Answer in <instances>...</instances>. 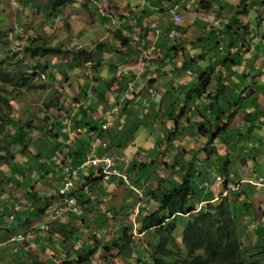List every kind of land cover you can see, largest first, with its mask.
Instances as JSON below:
<instances>
[{
	"label": "crops",
	"instance_id": "1",
	"mask_svg": "<svg viewBox=\"0 0 264 264\" xmlns=\"http://www.w3.org/2000/svg\"><path fill=\"white\" fill-rule=\"evenodd\" d=\"M111 1H119V4H115L116 6H113L111 5V3H109V5L106 7L105 12L109 11L111 14H106L104 11L100 10L97 12V14H94L93 17L100 18L102 20L103 26H106L108 24V18L119 20V27L117 28L118 30L116 33V37L118 38H116L115 42L113 43L116 44L118 43V41L121 43L116 45V52L122 55L125 54L127 60L121 66V69L116 71L115 78H112V76L115 73L117 64L114 65V63H112V66H102L104 63L100 62L97 64L96 62L98 59L94 57L93 65L85 66L94 67L95 69L92 70L94 71V76H100L105 81L103 79L101 80V78L96 79V77H94L96 82L93 84L95 87V98L92 93L90 95L91 99L89 98L87 104L85 105V103H83L85 107L81 108V104L77 105L78 109L76 110V113L78 112V114L77 117L73 118V122L76 123L81 118H86L87 121L91 124L99 125V127H101L103 126V124L107 123L106 120L103 121L102 119L109 108V102L105 99L111 100V92L113 93V91H116L118 87H121L122 92L120 93V95L126 96L129 88L131 87L134 88L135 96L133 94L132 97L130 95V98H125V101L130 99L132 100V102L129 108L126 109L125 114L120 112L121 120L119 122V125H117V116L115 114L116 112H113L111 114L110 122H112V120H116V124L112 125L109 132L105 133V137L108 139V142H110V147L108 150H106V152L97 146V150L93 152L95 155L104 157L107 154H117L115 153V151H118L119 155L123 159L117 167L122 170L123 173L127 172V170L130 169L131 166L135 167L133 168V170H144L145 168H148L147 166L149 165L150 161H146L139 155L138 152V157L135 156V158H132L131 156L134 153H131L132 150H130V148L134 147L136 149V147H138L137 149L141 150L143 154L147 153V151H157L154 150L157 140L153 144L147 140H144L147 135V133L144 134V130L146 129L144 123L147 119L154 118V120H152L153 124L157 123V121H155V115L157 116V120H162V118L166 116L170 120H177L178 118H175V115L178 114V110L181 112H179V114L181 115L180 117L186 116L187 114H192L193 116H199L202 119L203 114H214L211 111H215V103L222 100V98H224L225 100L227 99L230 105V110L236 113V115L235 117H233L232 121L229 120L227 122L225 118L227 116L224 113L220 112V119H218V123H227L228 125L225 128L228 129L229 127V130L235 129V132H253V136L251 135L253 139L256 138L257 132H262L264 128V91L261 95L255 92L251 96V98L247 100V105L245 104V106L248 108L249 103L255 106V108H243V110L245 111L244 112L240 107H238L241 106V96L238 93L240 90L235 91L234 89H240L239 83H235L231 75L233 73H236L239 79V77H246L242 76L241 74L239 75L238 72L244 71L245 76H251L250 73L254 72L258 74H262V72H264V33L262 35L261 33L253 35L254 32L252 31L254 30H249L251 37L255 36L252 41V43L255 44V49H259V54L256 55L252 54V46L248 47V49L247 47H245L243 50H241L242 40L246 42L248 37L243 38L241 30L235 31L233 27L231 31L233 35L232 40L228 35H225L224 38L221 39V41L223 42L227 37H229V41H227L226 44L224 43V46L220 44V40H217L218 42H215V44H213V46H216V44H218V47L216 49L220 53H222L224 48L227 49L226 53L222 55L223 59H217L214 65L218 66L217 69L225 72V74L229 73V78H226L224 76L218 79L217 76V82L214 81L216 80V78H212L208 82H206L202 81L203 75H195V78H190L189 73L191 71L188 70V72L184 74L179 69L182 65L185 67L189 65V58H191V63L195 61L198 56H200V58H202L203 60H208L210 54L206 53V50L207 48H210V43L208 42V44L205 45L204 42V45L201 46L204 52L197 55L196 49H199L198 46L194 45L192 47H188V45L185 46L184 44H180L177 37L180 35H184L182 36L181 40H184L185 42L186 40H189L187 34H191L193 28H195L198 24L197 18L207 14H213L214 16L213 18L209 19L210 26H207L208 29H206L205 31L207 33H213V37L217 36L218 34L216 28H219L218 26H220L221 31H224L226 29L225 27L230 24V21L228 22V20L234 17L235 13L231 14L229 10L232 11L233 7L235 6V0L225 1L226 8H219L220 13L218 14L213 12L215 7L212 5V3L211 7L208 8V4H203V2L199 3L198 0ZM84 16H87L86 13L84 14ZM176 16H180L182 18V21L180 23L174 22V18ZM237 23H241L240 20ZM97 26L99 28L102 27L99 25ZM106 28L109 29L108 27ZM101 31L102 29L96 30L95 35L96 33L99 34ZM137 31H139L140 33H137ZM163 31L167 33L170 39L174 36L173 39L176 41L173 45H165L166 40L163 38L161 39V37H157V35L162 34ZM219 36L221 35H218L217 38H219ZM234 37H236V40ZM203 38L205 39V37ZM203 38L201 40H203ZM110 41L112 42L111 39ZM194 44H196V42ZM228 46L230 47L229 51ZM126 49H130V51H126ZM173 51L175 53H173ZM125 52L129 54H126ZM130 52L133 53V56ZM100 55L105 56V52L100 53ZM178 56L183 57L184 61H176L175 58ZM217 57H219V55ZM226 57H228L229 60L224 64L223 60ZM55 58L65 60L64 57ZM164 60L165 64H167V67L164 64ZM235 61L239 62V64H236ZM66 62V64H61L60 62V65L62 66H57L62 68V71L60 72L62 74H66L69 72L68 69H70V64L73 61H70L71 63L69 64V61ZM118 62L122 63L123 58L118 60ZM171 64H173L175 67H172ZM154 65L158 72L167 70V74L164 78H162L160 83H162L163 88H166L168 90L163 89L162 94L159 91H155L154 95H152L148 90V88H153L154 90H156L155 84L160 79L158 74L156 76H153L154 74H152V71H150V67H152L153 69ZM105 67H108V69H105ZM101 70L102 74L100 75L99 72H101ZM140 73L145 76H148L147 74H152L151 79L153 80H150L149 77H147L146 80H140ZM220 74L221 76L224 75V73ZM61 78H63V75H61ZM248 79L249 84L254 88L253 80H251L250 77H248ZM136 80L140 82V87L136 86ZM176 86H178V88H176ZM223 86L226 87L223 88ZM230 86H232V89L228 92ZM170 87L173 88L171 91ZM199 87L201 88V93L197 91L196 94L195 90ZM216 87H218L219 89H226V91L224 93H221V95L217 94L216 96H214L215 93L213 94L212 91L213 88ZM257 87L264 89V75L262 76L261 81L257 85ZM186 93H191V95L187 97L186 100H183V96ZM123 96H120V98H122ZM145 98H148L145 101V112H148V108L153 106L152 111H150L149 114L143 115L142 117H135V103L139 104L141 107H144ZM77 101L80 103L81 100ZM200 104L203 105V112H201L202 109L200 110ZM103 107L105 108V111L102 109ZM208 107L211 111L208 110ZM247 113L252 114L251 117L246 116ZM169 115L172 116L169 117ZM128 116H132V121H130ZM98 120L102 123H98ZM197 120L198 119H195V122ZM246 120H250L252 122L250 123L251 125L247 123ZM123 122L126 123V125ZM189 122H191V119H189ZM84 124H82L81 126H83ZM51 127L57 128V131L63 130L65 128V126L61 124L59 119H53L51 121ZM187 127L190 128L188 125ZM113 128H115V131H113ZM164 129L167 132H173L171 135L174 134V136H169V139L174 138L175 142H177L176 136L179 132H181L179 131V122H175V129L171 127V123L165 126ZM216 129L211 126L209 127V129L205 128L202 135L207 136V139L209 140L211 135L210 133L214 132ZM52 131H54V129L50 128L49 131L46 132L50 138H47L48 136H46L40 139L42 149L35 146L34 140L32 143L33 146L30 147L26 151V153L22 155L24 158V162H15V157V160L7 166L10 168V172L13 175L9 179V181H12L14 177L17 176V178L14 179L16 187H14L13 184L6 185V182H4L0 178V186L6 185L3 191L0 190V264H80L77 262V254H80L81 252L88 253L90 251H94L95 249L97 254L95 258L99 257L102 261L109 264L110 262L108 259H106V253L104 250H106V252H110L111 249H106L103 244L110 243L113 241V239L111 240L107 238L109 237L107 234H110L112 232H114V234H120L122 233V228L127 226H124L122 223L115 224L113 222H110V220L106 221L105 218L109 215V213L105 212L103 214H100L99 216H96V218L90 219L89 217L94 213L93 211L97 206H100V209H102V206L100 205L102 201H104L105 203L108 200L116 199V195L120 193L121 195L119 198L122 200V206L127 209L129 203L126 202V198L131 199V196L135 195L133 189L128 188V191L124 190L122 188V185L126 184H124L122 181H118L114 178L105 180L102 177L97 176L98 170L91 169L86 173L81 171V179H79L78 182L82 184V186L77 190L76 194L79 201L85 203L82 212L79 215L66 214L57 222L51 223L49 217L45 212V209L48 206L54 207L57 205L58 191L63 188L64 182L67 178L66 174L62 171V168L57 166L60 163H67L69 165H73L74 168H77L83 160L81 159L83 157H80L78 159V156L75 157V155L72 156L71 154H61V150L63 149V147L65 148V141L67 136L63 132L53 133ZM189 132L197 131H195L194 128L191 127V130ZM199 132L202 131L199 130ZM218 132H226V130L221 131L220 129ZM98 135V131L93 133L92 131H90V129L85 128L84 134L81 133V135L78 136V139H73L72 142L76 145L75 149H82L85 146H88L90 149L92 144L91 140H95L97 142ZM185 135H187V133H185ZM84 136H86L85 140H83ZM91 136L94 137L92 138ZM222 137L223 134L218 135V137L215 139V146L218 144L219 140L222 141V153L225 152L228 158L232 160L233 164L231 166V170L233 169V165L236 166L238 178L235 180V182L229 184V189L231 190L223 192L222 182L217 181V179L214 180L210 177V175H207V172L206 174L202 172V174L199 175L202 176L201 180L197 182V189H195V193H201L198 194L199 196L196 197L194 201H202L201 206L198 207L199 210L201 207L203 208L208 204L219 203L220 200L224 197L229 198L228 195L230 194H235L234 196H236V194L241 193L239 196H236L238 199L237 204H233L229 200L231 205L230 209L237 216V214L240 215L245 213L246 211V208H243V197H245V200H247V198L252 196L254 198V206L249 210V213H247V220L244 224L239 223V221H237L236 223L235 220V228L244 251V260L246 259L249 264H252L253 262H255L256 264H264V188L253 185L251 182L255 181L257 176H264V159L262 162L259 160V157L257 159L259 161V164L254 167V169H248L246 165L240 166L239 162H241V156H243V153L240 156V152H242L240 150V147L233 149V144L237 143L240 146L245 138L237 135L231 141L226 142L225 140H222ZM237 138L239 140H237ZM58 139H60L59 142ZM48 147H50V150L47 154L48 157L44 158L43 156L45 154L43 153V151ZM261 148H263V150L255 147V149L257 150L256 153L259 155L260 153L264 152V146H262ZM89 149H87V154L89 153ZM185 152L186 151L183 150L182 154ZM186 154L189 153L186 152ZM221 156H223V154ZM184 157H186L185 154ZM188 159H190V156L186 158V160ZM193 161L194 162L190 165V169L195 171L197 164L200 162L197 160ZM136 164H140V166ZM182 164L183 163H179V165L182 167L179 170L177 169L179 175L181 173V181L184 178L183 172L186 171V167ZM170 166H173L172 162H170ZM211 166V168H214L216 164L213 162ZM53 167H55V169L58 168L61 174L57 175L56 177L52 176L53 173H51L50 170ZM192 167H195V169H192ZM209 168L210 167L208 166L207 169ZM136 172L137 171H135V173ZM18 174H20V176H18ZM90 176H93V179L99 177L100 180L94 181V183L90 184L87 182V178ZM129 176L130 178L131 176L133 177V175ZM6 177H10V174H7ZM54 181L55 183H53ZM105 182L109 183V185H104ZM174 182L175 181L173 179L170 180L171 184H173ZM101 183V186L104 188V192L101 197L96 196V198H94L91 195V192H93L92 187ZM84 186H86L87 188ZM11 187H14V189H16L18 192H14V190H7V188ZM173 187L175 186H168L167 190H170ZM237 187L238 190H235L237 189ZM163 190L167 191L166 189ZM151 195L154 197V199H156V202L157 197L161 196H158L155 191H152ZM39 204L43 205V209L39 213L38 211L34 212V210L39 207ZM153 212L144 214L139 234V237L142 238V242H144V245L141 249H136V252L140 256H143L142 251L150 252V249H156L153 244H156L157 239L153 236L152 232H155V229L157 230L163 228V230L161 231V233H163L166 230L164 226H166V223L168 222V220H170L168 218L169 215H167L164 218V220L166 221L162 227H150V225L145 221V218L146 216L151 215ZM185 215L186 216L179 215V219L185 220L184 224L180 226L182 233L187 229V222L192 221L195 217V213H188ZM174 217H172L171 219H173ZM235 219H237V217ZM169 223L171 222L169 221ZM46 224H50L49 232H43L40 229ZM177 227V225H174V232H176V234H180L181 232H179ZM26 231L32 233L33 236L30 239H26L23 242L18 241L17 243H12L13 236ZM95 237L101 240L102 243H97ZM120 238L121 236L114 239L117 240ZM135 240L136 242L139 241L137 239ZM168 244L174 246L176 248V252L178 251L179 253H183L184 247L178 249V242H175L173 236H171L166 240V242H162V246L164 247V249L159 256H157V254L155 255V259L163 258L164 260L170 262L173 254L171 252L172 250H169L172 249V247L169 246L168 249ZM116 248L117 247H115L114 249ZM130 251L131 248H128L126 246L124 251L125 253L123 255H119L121 260H119L117 263L132 264L129 257ZM140 260L141 259H139V261ZM95 263L96 262L93 261L92 264ZM83 264L86 263L84 262Z\"/></svg>",
	"mask_w": 264,
	"mask_h": 264
},
{
	"label": "rangeland",
	"instance_id": "2",
	"mask_svg": "<svg viewBox=\"0 0 264 264\" xmlns=\"http://www.w3.org/2000/svg\"><path fill=\"white\" fill-rule=\"evenodd\" d=\"M56 1L57 0H0V30L3 31V38L10 35L7 40L12 41V47H11L12 52L21 50V48L24 47L27 44V42L30 43L31 41H34V40H36L38 43H40V45H43V46H45V44L48 45V43L51 44L52 46H57L61 42V44L64 43L65 48L71 49L73 45V47L75 48V51L76 50H82V51L93 50L94 57L98 59L96 62L97 64L100 62L104 63L102 66H105V65L112 66V63H114V65L117 64L115 68V73L112 76V78H115L116 71L120 70L121 66L127 60L125 54L122 55L116 52V45L121 44V43L119 41L116 44L113 43L115 42L116 38H118L116 37V33L118 30L117 28L119 27V23H118L119 20L118 19L113 20L111 18H108V21H109L108 24L106 26H103L102 20L98 17L94 18L93 15L97 14V12L100 10L105 12V9L109 5V3H111V5L113 6H116L115 4H117L119 1L112 2L111 0H77L78 2L74 3L72 6L63 7L61 9L59 7L57 8L59 10L56 11V13L52 14V12L55 11L53 8V5ZM198 1L199 3H202L203 1H208L212 3V5L215 7L213 12L218 14L220 13L219 8H222V9L226 8L225 1L227 0H198ZM242 1L243 0H235V6L233 7L232 11L229 10L231 14H234L236 13V11L241 10V8H238V6L242 4ZM247 1L248 2H245V4H243L242 7L244 8V6H246L248 15L238 16V18H240L241 23H235L233 25H228L225 27L226 29L224 31H221L220 26H218L219 28H216V29H217V34L221 35L219 36V38H217L218 35L213 37L212 36L213 33H210V32L207 33L205 31L206 29H208L207 26H210L209 19L213 18L214 16L213 14H207V15H203L197 18L198 24L196 25L195 28H193V31L191 34L189 33L187 34L189 37V40H186V42L184 40H181L182 36L184 35H180L177 37L180 44H184L185 46L188 45V47H192L194 45L198 46L200 50L196 49L197 55L204 52L203 49L201 48V46L204 45L203 44L204 42H205V45H207L208 42L210 43V48L209 49L207 48L206 50V53L210 54V57L208 58V60H203L202 58H200V56H198L196 60L191 63L190 62L191 58H189V65L186 67L182 65L179 68L180 71H182L184 74H186L188 70L191 71L189 73L190 78H195L196 77L195 75L201 76L203 75L204 72H206V77H209L210 79L216 78L217 76H218V79L224 76L226 78H229L230 77L229 73L225 74V72L220 71V69L219 70L217 69L218 66L214 65L217 59H220V58L223 59L222 55L226 53L227 49L224 48L222 53H220L216 49L218 47V44H216V46H213L215 42L216 43L218 42L217 40H220L219 42L223 46H224V43L226 44L227 41H229V37L232 40L233 35L229 31L228 27H233L235 31L241 30L243 38L248 37L245 43L247 49L248 47L252 46V49H253L252 54L253 55L259 54L258 53L259 49L256 50L255 44L252 43L255 36L251 37V34L246 29L248 28V29L254 30L252 31L254 32L253 35H256L259 33H261L262 35L264 33V24H263L264 22V0H247ZM85 13L87 16H84ZM105 13L111 14L109 11H106ZM229 21L233 23L232 19H229L228 22ZM97 25L102 26V27L99 28ZM97 27L98 29H102V31L99 34L96 33L95 35V31L98 30ZM106 27H108L109 29H107ZM137 33H140V32L137 31ZM17 34H21L23 39L22 40L18 39V41H16L15 38L12 39L13 36ZM225 35H228L229 37H227L222 42L221 39H223ZM157 37H161V39L162 38L165 39L166 40L165 45H170V44L173 45L176 41L173 39L174 36L173 38L170 39L167 33L164 31L162 32V34H158ZM203 37H205V39ZM202 38L203 40H201ZM234 38L236 40V37ZM30 39H34V40H30ZM110 39L112 40V42L110 41ZM195 42L196 44H194ZM98 47H101V48H98ZM127 50L130 51V49H126V51ZM229 50H230V47L228 46V51ZM241 50H243L242 46H241ZM102 52H105V56L100 55V53ZM125 53L129 54L127 52ZM173 53L175 52L173 51ZM9 55H11V53H9ZM131 55L133 56V53H131ZM218 55L219 57H217ZM2 56L4 58L6 55H2ZM71 56L72 54H70L67 57H64L65 60H60L58 58H55V56L47 57L48 62L50 64L49 66H51L50 75L54 76L56 74V80L53 82L51 89H49L48 91H43V90L22 91V92H19L20 94H23L22 96H19L13 93L10 97L11 99L10 118L13 119L14 121L21 122V123L32 122V124H35L36 129L30 130V135H29V141H31L30 147L33 146L32 143L35 140V143H34L35 146L37 148L42 149L40 139L48 136L46 132H48L50 128L54 129V131H52L53 133L58 132L57 128L51 127V121L53 119L55 120L59 119L61 124L65 126L63 130L64 131L66 130L67 132H84L85 128L89 129V127L84 126V125L81 126V129L76 128L75 123L73 122V118L77 117V114H78V112L76 113V110L78 109L77 105L81 104L82 105L81 108L85 107L89 98L91 99L90 95L93 93V96H94L95 87L93 84L96 83L95 78H94V72H90L88 68L81 69V67H78L72 64L70 65V69H68L69 72L66 74H63L67 76L68 78L67 79L61 78L60 72L62 71V68L57 67V66L58 65L62 66L60 65V62L61 64H64L66 61H69V62L73 61V58ZM122 58H123V62L119 63L118 60ZM175 60L178 62L179 61L183 62L184 58L181 56L180 57L178 56L175 58ZM164 64H165V60H164ZM165 65L167 67V64ZM171 66L175 67L173 64H171ZM105 69H108V67H105ZM150 71H152V74H154L153 76H156L158 74L160 77L158 82H156L155 84V87H156L155 91H159L162 94L163 89L168 90L166 88H163L162 83H160L162 78H164L165 75L167 74V70H162L158 72L154 65L153 69L152 67H150ZM99 73L101 75L102 70ZM220 73H224V75L221 76ZM152 74H147L148 76L141 74L139 78L140 80L142 79L146 80V78L149 77L150 80H153L151 79ZM238 74L239 75L241 74L242 76L245 77L244 71L238 72ZM262 74L264 75V72H262ZM262 74H258L254 72V73H250V75L253 77L248 75V77H250V79L253 80L254 82V88H253V86L249 84L248 77L246 78L239 77L238 79V75L236 73H233L231 75L232 79L234 80L235 83L236 82L239 83V87L241 91H239L238 93L240 94V96L245 93L247 94L248 93L247 90H250L249 92H251L252 90H255L252 92V95L255 92L258 93L259 95L263 94L264 89L257 87V85L260 83L261 78L263 76ZM98 77L100 78V76ZM35 81L38 84L41 83L39 79H36ZM214 81L217 82V78ZM135 83H137L136 85L137 87H140L141 85L140 82L136 80ZM171 87H170V91L173 89ZM224 87L226 86H223V88ZM231 87L232 86H230V88L228 89V92L231 90ZM176 88H178V86H176ZM132 89L134 90V88ZM199 89L201 90L200 87L196 88L195 90L196 94H197V90ZM218 89L219 88L216 87V88H213V91L211 90L213 94L215 93L214 96H216L217 94L221 95V93H224L226 91L225 89V91L223 92H218ZM190 94L186 93L183 96V100H186ZM52 99L54 100L53 102L58 101V107H51L48 109L47 104H50V101ZM147 99L148 98H145L144 100V107H141L139 104L135 103V110H136L135 117L137 116L142 117L143 115L149 114V112L152 111L153 106L148 108L149 109L148 112H145L144 110L145 101ZM77 100H81L80 103ZM105 100L109 102V108L106 111L102 120L103 121L106 120L109 126V128L107 129L110 130V127L116 124V120H112V122H110L111 114L113 112V109L118 106L119 102L115 97H113L112 93H111V100H108V99H105ZM83 103H85V105H83ZM202 108H203V105L200 104V110ZM102 109L105 111L104 107ZM214 109L215 111H211L208 107V110L213 112L214 114L212 113H210V115L203 114L202 119L199 116H195V115L193 116L192 114H187L186 116L180 117L181 115L179 114L180 112L179 110H178V114L175 115V118H178L177 120L172 119L173 120L172 121L169 118H167V116L162 118V120H157V116L155 115V121H157V123L153 124L152 120H154V118L147 119L146 122L144 123V125L146 126V129L144 130V134L147 133L144 140H147L151 142L152 144L157 140V143L155 144L156 147L154 148V150H157V151H147V153L143 154L141 150L137 149L138 147H136V149L134 147L130 148V150H132L131 153H134L131 156L132 158H135V156L138 157V154H137L138 152L142 158H144L146 161H150V163L147 166L149 169L145 168L144 170L141 169L138 171V170H133V168L135 167L131 166L130 169L127 170V172H124V174L128 176V182H127V185H122V184L120 185H122V188L127 191L129 190L128 188L133 189V192L135 194L134 196H131V199L126 198V202L129 203L128 208L126 209L124 206H122V200L119 198L121 195L120 193L116 195V199L108 200L105 203L104 201H102L100 203V205L102 206V209H100V206H97L95 210L93 211L94 213L89 217L90 219H92V218H96V216H99L100 214H103L104 212L109 213V215L105 218L106 221L110 220V222H113L115 224L122 223L124 226H127L128 230L132 229L131 232L134 230L133 231L134 233L132 232L133 234L132 241L127 246L128 248H131L129 257L131 259L132 264H143L142 260H145V264H156V263H153L156 261L155 255L156 254L157 256L160 255V253L164 249V247L162 246V242L163 241L166 242V240L170 238L171 236H173V239L175 240V242H178V246H177L178 249L181 247L182 248L184 247L183 239H182L183 238L182 234L184 232L182 233L180 226L184 224L185 220L179 219V215H177L173 219L169 218L170 220H168V222L166 223V226H164L166 230L163 233H161L163 228H160L157 230L155 229V232H152L153 236L157 239L156 244H153V246L156 249H150V252L142 251L143 256L138 255V253L136 252L137 248L141 249L142 246L144 245V242H142L143 241L142 238L139 237L140 228L142 226L144 214L148 212H153L159 209L156 199H154V197L151 195V192L155 191L159 196V195H162L164 192H166L163 189L167 190L168 186H179L180 185L181 173L179 175L178 170L182 166H180L179 163H183L182 165L186 167V171L183 172V177H185V175L189 173L190 179H192V185L194 186L195 189H197V185H198L197 182H199L202 177V176H197L198 171H200V173L203 172L205 174L207 172V175L210 174L211 178H213L214 180L217 179V181L220 182V180H218L219 178L218 176L219 174L222 173L221 172L222 166H225L228 160L232 161L231 159L227 158V155L225 152L222 153L223 143L221 140L218 141V144L216 146H215V141L213 144L209 145L210 140L207 139L208 137L203 136L199 132L202 126L205 127L206 129H209L210 126L216 129L217 126L225 125L222 123H218L220 112L224 113L227 116L225 117L227 122L229 121V118H230L229 113H231L232 110H230V105L227 99L225 100L224 98H222V100L216 102L214 105ZM201 112H203V109L201 110ZM122 113L125 114L126 112L122 111ZM120 115H121L120 112L116 114L117 125H119V122L121 120ZM171 116L169 115V117ZM128 117L130 121H132V116H128ZM188 118L191 119V122H189ZM195 119H198V120L195 122ZM174 121L179 122V131H181L176 136L177 142H175L174 138L169 139V136H174V134L171 135L173 132H167L164 129V127L167 126L169 123H171V127L175 129ZM100 122L101 121L98 120V123ZM124 124L126 125V123ZM187 125L190 128H188ZM10 127H11V123H10ZM191 127L194 128V130L197 132H189L191 130ZM234 130L235 129L229 130V127H228L226 132H220L219 134H223L222 140L229 142L232 139H234L238 135V132H235ZM113 131H115V128H113ZM8 132L7 134L9 136L3 135L1 137V143L3 146H4V143L10 142L11 139H12V143L16 141L15 136L10 135V134H13L12 130H9ZM113 133H118V132H113ZM185 133H187V135H185ZM243 133L245 132H241V134ZM210 134L211 135L215 134V132H212ZM47 138H50V137L48 136ZM75 138L77 140L78 135ZM85 138L86 136L83 137V140H85ZM244 138L245 140L242 142L240 146H243V144L246 143L247 141L246 139H248V136H245ZM252 139L253 137L251 136V139H250L251 142H252ZM237 140L239 139L237 138ZM59 141L60 139H58V142ZM91 141H92V144L98 145V143L95 140H91ZM98 142H101V140ZM74 144L75 143H73V145ZM11 147H12L11 150L15 153V157H16L15 162L17 163L24 162V158L21 152L22 150L21 146L18 144H13L11 145ZM214 147L216 148L218 155L221 156L223 154V156H221V159H218V156L216 153H212L214 150ZM70 148H73V147L71 146ZM49 150H50V147L44 149L43 151V153L45 154L43 156L44 158L48 157L47 154ZM183 150L188 152L189 154H186V152L182 154ZM115 153L117 154H112V155H115L118 158H120L119 160V163H120L123 158L119 155L118 151H115ZM184 154L186 157H184ZM240 154H242V152H240ZM260 155L263 156L261 160L263 162L264 154L260 153ZM188 156H190V159L186 160ZM193 160H197L200 162V163L197 162L198 164H197L196 169L195 167H192V169H195V171L190 169V165L194 162ZM183 161H185L186 163ZM170 162H172V165H173L172 167L170 166ZM213 162L216 164V166L214 168H211L212 167L211 165ZM239 164L240 166H242L241 162H239ZM136 165L140 166V164H136ZM250 165L253 167L252 169H254V165H252L251 163ZM208 166L210 167L209 169H207ZM219 166H221V168H219ZM57 167L62 168L61 165H58ZM0 168H1L0 178L4 182H6V185L13 184V186L16 187L14 179L17 178V176L14 177L12 181H9V179L13 176L12 173L10 172V168L7 167L6 165L0 166ZM62 171H63V168H62ZM135 171L137 172L135 173ZM50 172L53 173L52 176L54 177L61 174L59 169L58 168L55 169V167H53L50 170ZM7 174H10V177H6ZM129 175H133V177L131 176L130 178ZM18 176H20V174H18ZM237 178H238V173L236 170V166L233 165L231 183L235 182ZM131 179H132V182H131ZM171 179L175 181L173 184L170 183ZM53 183H55V181ZM6 185L0 186V190L3 191ZM101 185L102 183L92 187L93 192H91V195L94 198H96V196L101 197V195L103 194L104 188ZM104 185L107 186L109 185V183L105 182ZM14 187L7 188V190H11V191L14 190V192H18L16 189H14ZM146 188L148 191L146 190ZM199 193L201 192H196L195 197H198ZM240 194L241 193H238L236 194V196H239ZM234 195L235 194L228 195L229 200L233 204H237L238 199ZM245 199L246 198L243 197V200H242L244 204L243 208L246 205L248 206V210L245 211V213L243 214H240V215L237 214V216H235L237 217L236 223L237 221H239V223L244 224L248 218L247 213H249V210L252 209L254 206V198L252 196L247 198V200ZM191 201L193 202V199ZM199 206L201 205H197L196 208L198 209ZM226 206L227 205H225V207ZM182 216H186V215H182ZM160 217L161 219H163L162 216ZM169 221L171 223H169ZM193 222L188 221L187 226H189L190 223H193ZM174 225L178 226L177 228L179 232H181L182 234L181 233L176 234V232H174V228H173ZM107 235L109 236L107 238L111 240L112 239L114 240V238L116 237L119 238L120 236H122L121 233L114 234V232L107 234ZM127 239L128 238L124 237V241L122 240L124 244H125V241H127ZM135 239L139 241L136 242ZM122 241H118L117 243L119 244ZM169 246L172 247V249H169ZM167 247L170 251L172 250L171 252L173 254L170 262L174 264H189L191 262L190 258L187 257L185 253V248H184L183 253H179L178 251L176 252V248L174 246L168 244ZM104 251L106 253V259H108L110 262L109 264H114V263H117L119 260H121V258L119 257L118 248L116 249L112 248L110 252H106V250ZM139 259L141 260L139 261ZM117 264H123V263H117ZM244 264H249V262L245 259ZM252 264H256V263L253 262Z\"/></svg>",
	"mask_w": 264,
	"mask_h": 264
},
{
	"label": "trees",
	"instance_id": "3",
	"mask_svg": "<svg viewBox=\"0 0 264 264\" xmlns=\"http://www.w3.org/2000/svg\"><path fill=\"white\" fill-rule=\"evenodd\" d=\"M77 0H57L54 5V12L58 11L60 7H68L72 6L74 3H76ZM245 2H248L247 0H243L242 4L239 5V8L241 10H238L234 17L232 18L233 23L230 22L228 25H233L237 22H239L240 18L238 16H247V8L244 6L242 7ZM208 4V8L211 7V3L203 1V4ZM227 25V26H228ZM229 31H232V27H228ZM248 31L250 29H247ZM250 32V31H249ZM232 34V33H231ZM10 35L3 38V31L0 30V166L6 165L8 166L11 162L15 160V153L11 150V145L18 144L21 146L22 150L21 152L23 154L26 153V151L30 148L31 141H29V135L30 130L36 129L35 124H32V122H17L10 118V109H11V95L15 93L16 95L22 96L23 94H20L19 92L22 91H48L51 89V81L52 83L56 80V74L50 75L48 72L51 68L49 66L48 58L51 56L56 57H67L70 54H72L73 62L71 65H76L78 67H82L84 64H92L94 61V52L89 50H72L69 48H65L64 43L52 46L48 43V45L45 44V46L40 45L36 40L31 41L30 43L27 42V44L24 46L23 51H13L12 52V41L7 40ZM18 41V39H23L21 34H17L13 36L12 39ZM246 42L242 40V48L244 49L246 47ZM32 44V46H31ZM241 51V50H240ZM11 53V55H9ZM2 55H6L4 58ZM29 60H32L33 63H31ZM75 60V61H74ZM229 60L228 57H226L223 60V63L225 64ZM21 62V63H20ZM24 62V63H23ZM23 63V64H22ZM27 63V64H26ZM236 64H239V62H236ZM214 70V69H213ZM61 75H63L61 73ZM45 76V81L42 80V77ZM96 77V76H94ZM248 77V76H245ZM68 78V77H67ZM65 75H63V79H67ZM101 78V77H100ZM96 77V79H100ZM36 79L40 80V84L36 83ZM102 80V78H101ZM210 80L209 77H206V72L203 73L202 81L208 82ZM48 82V83H47ZM232 89V88H231ZM235 91H238L240 89L234 88ZM201 93V90H197ZM224 89H218V92H223ZM241 91V90H240ZM248 93L241 95V106L242 110L248 109L249 107H254L252 104H249V107L247 108L245 106L247 100H249L252 96V92H249L250 90H247ZM191 95V94H190ZM189 95V96H190ZM246 95V96H244ZM52 99L50 101V104H47L48 109L51 107H58V101L53 102ZM132 100L129 101H121L120 102V108L121 112L126 111V109L129 108ZM213 104V103H212ZM211 104V105H212ZM119 105V104H118ZM247 105V104H246ZM244 111V110H243ZM245 112V111H244ZM236 113L231 112L229 114V120L232 121L233 117H235ZM252 114L247 113L246 116L251 117ZM220 119V114L219 118ZM219 121V120H218ZM86 118H81L78 122L75 123L76 128L78 126H81L84 124V126L89 127L90 131L93 133L98 131L99 135H103V126L99 127V125H93L90 122H88ZM247 123H252L250 120H246ZM11 123V127H10ZM104 125V124H103ZM227 126L228 124L225 123ZM225 125L217 126L218 129H216L214 132L215 134L210 135V144H213L215 139L218 137V132L220 129L221 131L227 130ZM251 125V124H250ZM205 127H201L200 134L204 132ZM9 130H12L13 134L16 138V141L12 143V139L8 143H4V146L1 143V137L3 135H7V132ZM9 133V132H8ZM212 133V132H211ZM251 135L253 136V132H245L241 134V132H238V136L245 137L248 136V139H246V143L243 144V146H239L237 143L233 144V149L240 147V150L243 153L240 154L241 156V165H246L249 169L256 167L259 164V161L257 160L260 157V161L262 160L261 155L256 153L255 147L261 148L264 146V128L262 132H257L256 138L250 141ZM92 138L94 136H91ZM91 138V139H92ZM68 137L66 138V140ZM83 141V140H82ZM84 142V141H83ZM12 143V144H11ZM227 145V144H226ZM262 145V146H261ZM75 144L72 146L73 148L69 147V152L72 156L75 155L78 156V159L80 157H83L81 159H85L87 156V149L88 147L85 146L82 149H75ZM212 153H216V148L214 147V150ZM264 154V152H263ZM218 159H221V156L218 155ZM228 158V156H227ZM82 160V161H83ZM232 161L228 160L225 164V166H222L221 174H219V177L223 179L222 181V188L223 192H227L229 189V184L231 183L232 179ZM221 164V163H220ZM221 168V166H219ZM1 170V168H0ZM200 171L197 172V175L199 176ZM210 175V174H208ZM93 176H90L87 178V182L92 184L94 181H99L100 178L97 177L96 179H93ZM258 179V176L256 177V180ZM255 180V181H256ZM196 193L195 188L192 185V179H190V174L187 173L185 177L182 179L179 186H175L170 190H167L164 192L160 197H157V205L159 206V209L155 210L151 215L146 216L145 221L150 225V227H162L166 220H164L166 215H169L168 218H172L176 215H185L188 213H195V217L193 218L192 222L189 226H187V229L185 230L183 234V245L185 248V253L187 257L190 258L191 262L189 264H244V251L242 248V244L240 243V239L236 232V224H235V214L230 209V202L229 198L224 197L222 198L221 202L216 204H208L205 207H201L199 210L196 208L197 205H201L202 201H194ZM193 199V202L191 201ZM225 205H227L225 207ZM246 211L248 210V206H245ZM165 213V214H164ZM163 219H161V217ZM146 229V227H145ZM122 236L120 239L113 240L110 243L103 244L106 249H112L117 247L119 249V255H123L125 252V247L131 243L133 234L131 230H128L127 227L122 228ZM124 237L128 238L127 241H125V244L123 243ZM95 240L97 243H102L101 240L95 237ZM123 240V241H122ZM118 241H122L119 244ZM118 244V245H117ZM121 251V252H120ZM96 253V249L94 251H90L88 253H80L78 263L83 264L84 262L90 261ZM202 253V255H201ZM158 264H174L172 262H168L164 260L163 258H156L155 259Z\"/></svg>",
	"mask_w": 264,
	"mask_h": 264
},
{
	"label": "built area",
	"instance_id": "4",
	"mask_svg": "<svg viewBox=\"0 0 264 264\" xmlns=\"http://www.w3.org/2000/svg\"><path fill=\"white\" fill-rule=\"evenodd\" d=\"M174 20L176 23H180L182 21V18L180 16H176ZM149 92L152 95H154L155 90L150 89ZM103 128L105 131H107L108 130L107 128H109L108 124L104 125ZM66 133L68 134L69 137L66 143L67 145L72 146L73 144L72 140L75 139V137L81 132H66ZM100 140L101 142H98L99 145L91 144L88 157L79 167L74 168L67 163L61 164L63 168V172L67 175V179L66 182L64 183L63 188H61L58 192L59 203H60L59 207L50 211V213L55 217H59L65 212L76 214L82 209V205L79 199L75 195V191L78 190L82 185L78 182V180L81 179L80 176L81 171L88 172L89 170L94 169V170H98V173L101 176H103L105 180H108L110 178H115L118 181L122 179L124 182H128V176L124 174L121 170H119L117 167L120 158L112 154L111 155L107 154L106 156L101 157L93 153L94 151L97 150V146L105 151L109 149L110 143L108 142V139L105 138ZM61 154L67 155L66 149ZM218 180H220V182L223 181L221 178H218ZM251 182L253 185L264 188V176L258 177L256 181H251ZM235 190H238V187Z\"/></svg>",
	"mask_w": 264,
	"mask_h": 264
},
{
	"label": "clouds",
	"instance_id": "5",
	"mask_svg": "<svg viewBox=\"0 0 264 264\" xmlns=\"http://www.w3.org/2000/svg\"><path fill=\"white\" fill-rule=\"evenodd\" d=\"M174 22H175V20H174ZM176 23V22H175ZM23 48L24 47H22L21 48V50L23 51ZM21 50H17V51H20V52H22ZM72 50H75V48L73 47V45H72ZM89 51H93V50H89ZM56 57V56H55ZM31 63H33L32 62V60H29ZM72 62V61H71ZM94 62V61H93ZM71 65V64H70ZM87 65H93V63L92 64H84L82 67H81V69H84V68H88L89 69V71L90 72H94V71H92L93 69H95L94 67H85V66H87ZM49 74H50V70H49V72H48ZM141 74V73H140ZM45 76H43L42 77V80H45ZM66 78H67V76H66ZM48 83V82H47ZM51 86H52V81H51ZM52 88V87H51ZM150 89H153V88H150ZM150 89H148V90H150ZM122 92V90H121V87H118L117 88V90L116 91H113V97H115L117 100H118V106L117 107H115L114 109H113V112H116L115 114H117V113H119V112H121V108H120V102L121 101H125V98L126 97H128V98H130V95H131V97H132V95L134 94V96H135V93H134V90L130 87L129 88V90H128V92H127V94H126V96H123V95H120V93ZM150 93V92H149ZM120 96H123L122 98H120ZM129 101H131L130 99H128ZM57 102V101H56ZM58 103V102H57ZM112 112V113H113ZM106 124H108V123H105L104 125H106ZM104 125H103V127H104ZM76 126V125H75ZM77 128H80L81 129V126H78ZM103 130H104V128H103ZM58 132H63L67 137H68V134L66 133L67 131L65 130H58ZM105 132H109V129L107 130V131H105L104 130V132H103V135L101 136V135H98L97 136V138H98V140H97V143H98V141L100 140V139H105L106 137H105ZM82 134H84V132H81ZM81 133H79L78 134V136L79 135H81ZM77 137V136H76ZM69 138V137H68ZM76 139V138H75ZM68 140V139H67ZM67 140L65 141V148L63 147V149L61 150V152L60 153H63V151L66 149V153L67 154H70V153H68L69 152V147H71V146H69V145H67ZM72 146H73V144H72ZM88 147V146H87ZM88 149H89V147H88ZM90 150V149H89ZM105 151V150H104ZM89 154V153H88ZM88 154H87V156L85 157V159L88 157ZM22 155H23V153H22ZM85 159L79 164V166L85 161ZM57 162H60V161H57ZM61 164H63V163H60L59 165H61ZM72 167H73V165H71ZM78 166V167H79ZM119 169V168H118ZM120 170V169H119ZM122 171V170H121ZM84 173H86V172H84ZM67 176V175H66ZM97 176H100V177H102L103 178V176H101L99 173H98V175ZM67 179V178H66ZM104 179V178H103ZM111 179V178H110ZM115 179V178H114ZM117 180V179H116ZM119 181H122L124 184H126L127 185V182H124L122 179L121 180H119ZM65 182H66V180H65ZM64 182V183H65ZM82 186V185H81ZM84 187H86V186H84ZM87 188V187H86ZM59 192V191H58ZM77 190L75 191V195H76V197H77ZM78 198V197H77ZM81 203V205H82V209L84 208V206H85V203L84 202H80ZM59 205H60V203H59V196H58V202H57V205L56 206H54V207H51V206H48L46 209H45V212H46V214H47V216L49 217V220H50V222L51 223H54V222H57L59 219H61L64 215H66V214H71V213H69V212H65V213H63L62 215H60L59 217H55L54 215H52L51 213H50V211L51 210H54V209H56V208H58L59 207ZM43 209V205L42 204H39V207L37 208V209H35L34 210V212H36V211H38V213L41 211ZM82 209L78 212V213H76V214H71V215H79L81 212H82ZM34 214V213H33ZM43 232H49V230H50V224H46V225H44V226H42L41 228H40ZM33 235H32V233L31 232H21V233H18V234H16L15 236H13L12 237V243H17L18 241H21V242H23L24 240H26V239H30L31 237H32ZM78 255V258H77V262H78V259H79V256H80V254H77ZM97 256V254L95 253V255H94V257L90 260V261H88V262H86V264H92L93 263V261H95L96 263L95 264H108V263H106V262H104V261H102L99 257L98 258H95ZM153 263H156V264H158L157 263V261H155V262H153ZM143 264H145V260H143Z\"/></svg>",
	"mask_w": 264,
	"mask_h": 264
},
{
	"label": "bare ground",
	"instance_id": "6",
	"mask_svg": "<svg viewBox=\"0 0 264 264\" xmlns=\"http://www.w3.org/2000/svg\"><path fill=\"white\" fill-rule=\"evenodd\" d=\"M107 152V151H106Z\"/></svg>",
	"mask_w": 264,
	"mask_h": 264
}]
</instances>
